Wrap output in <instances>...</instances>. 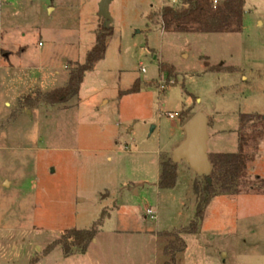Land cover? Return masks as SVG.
Wrapping results in <instances>:
<instances>
[{
	"label": "rangeland",
	"instance_id": "obj_1",
	"mask_svg": "<svg viewBox=\"0 0 264 264\" xmlns=\"http://www.w3.org/2000/svg\"><path fill=\"white\" fill-rule=\"evenodd\" d=\"M99 2L0 0V264H95L44 250L100 219L99 232H154L164 247L193 221L199 198L185 161L176 185L158 189V160L198 113L208 120L207 153L241 150L251 157L248 186L264 180V140L240 145L238 136L241 114L264 116V0H245L242 31L228 34L164 32L147 17L167 0H111L112 35L77 96L20 108L24 97L66 86V67L84 62ZM135 81L139 91L123 93ZM180 237L175 264H264V191L211 199L197 233ZM133 240L129 258L146 263ZM166 260L159 251L157 264Z\"/></svg>",
	"mask_w": 264,
	"mask_h": 264
},
{
	"label": "trees",
	"instance_id": "obj_2",
	"mask_svg": "<svg viewBox=\"0 0 264 264\" xmlns=\"http://www.w3.org/2000/svg\"><path fill=\"white\" fill-rule=\"evenodd\" d=\"M179 4L162 6L157 12L148 15V21H157L164 32L171 33H201V34H228L240 33L243 25L245 0H220L213 7L211 0H177ZM112 35V28L103 27V20L94 32V44L86 53L82 64L69 63L68 81L66 86L54 89L46 94L36 92L33 97L27 96L19 100L20 108L35 106L40 102L51 106L66 103L76 97L84 75L93 70L97 62L103 59L107 41ZM159 71L169 77L173 70L165 64L159 65ZM140 89L138 81L123 93H136ZM179 118L186 120V111L179 114ZM189 120V119H188ZM239 143L245 145L249 141L264 140V116L259 114H241L238 129ZM211 165L210 184L195 182L199 203L195 218L177 235L172 236L163 247L162 253L167 258L163 264H175V256L185 250L186 245L180 237L183 234H195L199 229L203 212L211 199L218 196H236L243 189L264 191V180L251 183L248 186L246 170L251 157L238 150L234 153H209ZM177 181V166L171 163L170 157L162 154L158 160V189H172ZM101 219L88 229H66L60 236L44 250L48 255L56 246H60L62 256L68 258L76 254L86 253L90 243L100 230ZM33 260L31 264H35Z\"/></svg>",
	"mask_w": 264,
	"mask_h": 264
},
{
	"label": "water",
	"instance_id": "obj_3",
	"mask_svg": "<svg viewBox=\"0 0 264 264\" xmlns=\"http://www.w3.org/2000/svg\"><path fill=\"white\" fill-rule=\"evenodd\" d=\"M111 0H100L97 15L103 20V27L108 28L111 17L108 11ZM208 120L202 113L195 114L183 127V140L172 150L170 161L178 164L185 161L196 175L198 182L210 184L211 165L207 153Z\"/></svg>",
	"mask_w": 264,
	"mask_h": 264
},
{
	"label": "crops",
	"instance_id": "obj_4",
	"mask_svg": "<svg viewBox=\"0 0 264 264\" xmlns=\"http://www.w3.org/2000/svg\"><path fill=\"white\" fill-rule=\"evenodd\" d=\"M162 6H164V4H162L161 7ZM48 9H52V8H48ZM4 59L7 60V56H5ZM66 70H67V67H66ZM7 104L8 103L5 102L4 106H6ZM210 153H215V152L212 151ZM133 239H138V242L135 241L134 243H139L141 250L144 253H146V251L148 252L147 260L150 262H153L154 264H157V254L159 251H161L162 253L163 247L161 248L159 247V236L157 233H154V232L152 234L145 233V232L139 233L136 236H133V234L131 233L124 234L123 232H120V231H114V232H109V233L98 232L96 237L90 243L86 253L82 254V256L89 257V259H92V262L95 264H134L132 263V260L129 258V256L132 255V251L137 252V250H135V247H133L132 244H128V243H133L132 242L134 241ZM124 244H127V245H124ZM149 245H150V248H148ZM145 247H147L149 250H145L146 249ZM124 251H127V253L125 254ZM48 255H45V256H48ZM78 255H81V254H76L68 258H64L63 256L62 257L64 259H71V258H77ZM40 259L41 258H39V260ZM147 260H146V263L144 264H148ZM136 264H139V263L136 261Z\"/></svg>",
	"mask_w": 264,
	"mask_h": 264
},
{
	"label": "built area",
	"instance_id": "obj_5",
	"mask_svg": "<svg viewBox=\"0 0 264 264\" xmlns=\"http://www.w3.org/2000/svg\"><path fill=\"white\" fill-rule=\"evenodd\" d=\"M167 1L169 3H171V4H176L177 3V0H167ZM211 2H212L213 7H216L218 5V3L220 2V0H211ZM163 89H164V87H161V90H163ZM169 117L172 118L173 116L169 115ZM145 216H149L150 218H153L154 217V211H152L150 209L147 210L145 212Z\"/></svg>",
	"mask_w": 264,
	"mask_h": 264
}]
</instances>
